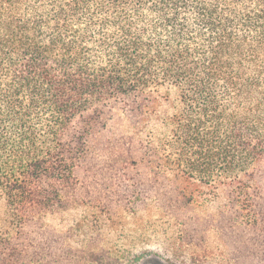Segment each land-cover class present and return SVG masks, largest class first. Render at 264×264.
I'll return each instance as SVG.
<instances>
[{"label":"trees","instance_id":"obj_1","mask_svg":"<svg viewBox=\"0 0 264 264\" xmlns=\"http://www.w3.org/2000/svg\"><path fill=\"white\" fill-rule=\"evenodd\" d=\"M103 152L88 264H264V0H0V264Z\"/></svg>","mask_w":264,"mask_h":264},{"label":"rangeland","instance_id":"obj_2","mask_svg":"<svg viewBox=\"0 0 264 264\" xmlns=\"http://www.w3.org/2000/svg\"><path fill=\"white\" fill-rule=\"evenodd\" d=\"M100 155L91 163L92 171L80 172V185L64 194V206L34 227L36 232L25 241L31 246L32 264H88L94 253L101 252L100 248L114 243L126 249L132 246V237L126 232L131 233L135 219L117 208L111 213L113 196L108 179L115 175L111 168L114 161L107 158L106 152ZM99 197L105 201L96 207ZM3 211L0 202V220ZM119 263L128 264L126 260ZM134 264L170 263L151 255Z\"/></svg>","mask_w":264,"mask_h":264}]
</instances>
